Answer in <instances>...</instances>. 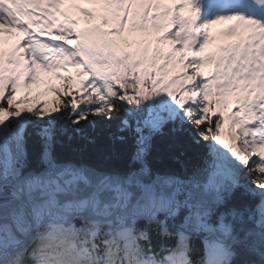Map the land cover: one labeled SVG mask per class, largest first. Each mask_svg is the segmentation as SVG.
Returning <instances> with one entry per match:
<instances>
[{"label":"snow or ice","instance_id":"snow-or-ice-1","mask_svg":"<svg viewBox=\"0 0 264 264\" xmlns=\"http://www.w3.org/2000/svg\"><path fill=\"white\" fill-rule=\"evenodd\" d=\"M105 132L126 166L56 151ZM0 264H264V0H0Z\"/></svg>","mask_w":264,"mask_h":264},{"label":"trees","instance_id":"trees-1","mask_svg":"<svg viewBox=\"0 0 264 264\" xmlns=\"http://www.w3.org/2000/svg\"><path fill=\"white\" fill-rule=\"evenodd\" d=\"M171 128L169 124L165 126L164 135L157 136L153 141V150L149 155L150 166L156 169H176L179 166L171 159L173 149L171 144ZM112 131H115L113 126ZM128 138V143L119 141L113 143L108 139L107 132L100 137L96 145H87L82 139L76 138L68 141L67 136L57 134V140L63 142V147L60 143L56 145L57 153L62 154L64 159H71L85 163L102 166V167H124L128 163L131 154V139L129 133H123ZM182 141H186V135L181 134ZM73 149H82V151H73ZM192 152H189L191 155ZM38 164L37 153L32 147V142L29 143V166L36 167ZM240 197V191L235 193L234 198ZM196 247V244H195ZM198 252V251H197Z\"/></svg>","mask_w":264,"mask_h":264},{"label":"rangeland","instance_id":"rangeland-1","mask_svg":"<svg viewBox=\"0 0 264 264\" xmlns=\"http://www.w3.org/2000/svg\"><path fill=\"white\" fill-rule=\"evenodd\" d=\"M91 6H92V8L94 7L93 5H91ZM70 71L75 72L76 70H75V69H71ZM43 77H44V76L41 77V83H40V85H38V86H33V89H34V90H33V93L36 92V91H38V89H39L40 86L42 85L43 80H44V79H42Z\"/></svg>","mask_w":264,"mask_h":264}]
</instances>
